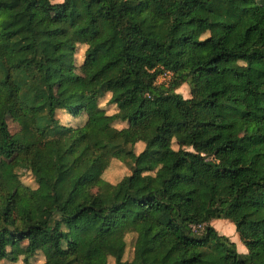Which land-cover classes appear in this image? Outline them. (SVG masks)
Wrapping results in <instances>:
<instances>
[{"label": "trees", "instance_id": "obj_1", "mask_svg": "<svg viewBox=\"0 0 264 264\" xmlns=\"http://www.w3.org/2000/svg\"><path fill=\"white\" fill-rule=\"evenodd\" d=\"M182 83L186 97L175 90ZM105 93L113 112L99 102ZM48 142L57 152L44 165ZM260 144L264 0H0V154L18 147L15 177L25 170L49 188L18 179L19 212L0 173V260L16 261L21 241L25 259L46 242L41 264H78L79 244L96 240L111 264H264ZM110 158L129 169L115 182L102 177ZM37 199L49 202L42 217ZM214 218L234 225L245 252Z\"/></svg>", "mask_w": 264, "mask_h": 264}, {"label": "rangeland", "instance_id": "obj_2", "mask_svg": "<svg viewBox=\"0 0 264 264\" xmlns=\"http://www.w3.org/2000/svg\"><path fill=\"white\" fill-rule=\"evenodd\" d=\"M58 1V0H53ZM37 13L45 18L49 17L50 14H47L45 12H41L38 9ZM84 45L78 44L75 51V61L80 62L82 59V52H83ZM75 71L81 75L84 78L88 77V67L79 64ZM168 72L162 73L161 75L157 76L156 82L160 81H166L168 79ZM65 84L61 85H55L54 90L64 93L65 91ZM182 96L186 97L188 96V87L185 83L180 84L176 89ZM108 93H105L104 96H102L99 99L100 104L104 107L105 111L107 113L113 112L115 110V106L112 103H109L107 101ZM15 108L13 106L6 109V122L10 129V131H14L18 128V123L15 120ZM57 115L61 121L65 120H72L74 121L73 117H71L68 114H64L62 111H57ZM194 118L201 119L205 116V109L197 108L194 110L193 113ZM76 121H80V119L76 118ZM114 125L116 127H120L123 125L122 122H115ZM245 130V126H240L238 133H234L233 136H237L241 134ZM175 146V144H173ZM142 147L141 142H136L133 146L135 152L138 151ZM257 151L264 150V144L256 145L254 147ZM57 152V148L51 143L48 142L45 150L43 153L39 156V161L42 164H49L51 162V159L53 158L54 154ZM21 156V151L18 147L13 148L12 154L9 157H5L2 154H0V173L2 175L3 180L7 183V185L12 189L16 196V203L18 211H22V196L19 194L18 191V179L19 181L27 185L28 187L35 188L38 187L39 189L43 191H47L49 188L44 183H35L32 180L31 175L26 172L25 170H17L18 178L15 177V175L12 172V167L15 163V161ZM89 159H81L78 163L80 168H83L87 163ZM129 171L127 164L117 158H110L109 163L107 167L102 172V177L110 182L117 181L123 174L127 173ZM49 202L46 199H37L34 203V213L37 217H42L43 215V207L47 206ZM212 226L219 232L227 235L230 240L234 241L236 245V249L240 252H245L246 248L245 246L240 242L238 239V236L236 234V231L234 229V225L228 221L226 218H214L211 220ZM78 233L73 230L71 231L70 236L75 239L79 240ZM133 233H126L125 234V250L123 253L124 259H129L132 252V242H133ZM98 241L94 240L90 244H79L78 246V264H111L113 262L112 257L110 256H104L101 253H98ZM13 249L18 253V258L16 261H9L5 259L0 260V264H29V262L33 264H41L43 259L50 254L51 250L46 242L42 244L40 249L35 252L32 256H29L25 259V252H26V243L25 241H21L13 246Z\"/></svg>", "mask_w": 264, "mask_h": 264}, {"label": "crops", "instance_id": "obj_3", "mask_svg": "<svg viewBox=\"0 0 264 264\" xmlns=\"http://www.w3.org/2000/svg\"><path fill=\"white\" fill-rule=\"evenodd\" d=\"M210 223H211V221H210ZM243 252V251H242Z\"/></svg>", "mask_w": 264, "mask_h": 264}]
</instances>
